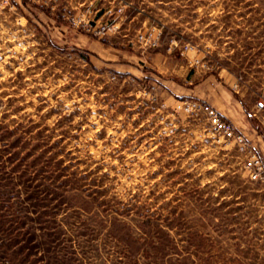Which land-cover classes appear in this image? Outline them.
<instances>
[{"label":"rangeland","instance_id":"1","mask_svg":"<svg viewBox=\"0 0 264 264\" xmlns=\"http://www.w3.org/2000/svg\"><path fill=\"white\" fill-rule=\"evenodd\" d=\"M227 94L264 140V0H0V264H264V184L177 107Z\"/></svg>","mask_w":264,"mask_h":264},{"label":"built area","instance_id":"2","mask_svg":"<svg viewBox=\"0 0 264 264\" xmlns=\"http://www.w3.org/2000/svg\"><path fill=\"white\" fill-rule=\"evenodd\" d=\"M181 106L185 110L192 112L203 111L211 120L214 129L220 137L229 140L236 146L238 153L242 156L243 168L247 172L249 180L264 184V157L260 155L245 134L209 104L193 100L181 102L177 105V107ZM256 107L257 109H261L263 108V104L257 102Z\"/></svg>","mask_w":264,"mask_h":264},{"label":"crops","instance_id":"3","mask_svg":"<svg viewBox=\"0 0 264 264\" xmlns=\"http://www.w3.org/2000/svg\"><path fill=\"white\" fill-rule=\"evenodd\" d=\"M158 59V58H157ZM187 64L190 63V61H194V57L191 56V58H187ZM159 66L166 70H171L169 67H173L174 70L176 66L178 65L179 61L183 62V59H173L171 57H164L162 59L159 58ZM183 68L184 75L189 77H195L191 70L186 67V65ZM192 75V76H191ZM192 78V80H193ZM214 77L213 75H205L203 76V81L198 84H203L206 82L214 83ZM188 83H191V81H188ZM197 86V84H195ZM181 86V85H179ZM225 102L222 106V110H220L221 114L227 118L229 121H231L234 126L240 130L242 133L246 134L251 138V140L255 143V145L259 148V150L264 154V140L263 137L259 134V131L256 129V127L252 124L251 118L248 116V114L244 111L243 107L235 98H233L230 94H227L225 97ZM208 101L210 100L207 97ZM209 103H214L213 101ZM211 104V105H212ZM214 106V105H213Z\"/></svg>","mask_w":264,"mask_h":264}]
</instances>
